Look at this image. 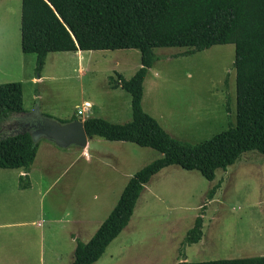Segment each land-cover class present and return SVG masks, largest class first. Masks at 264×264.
Listing matches in <instances>:
<instances>
[{"label":"rangeland","instance_id":"1","mask_svg":"<svg viewBox=\"0 0 264 264\" xmlns=\"http://www.w3.org/2000/svg\"><path fill=\"white\" fill-rule=\"evenodd\" d=\"M20 5L21 0H0V83H22L25 111L38 109L68 121L78 117L76 106L88 100L93 105L88 117L130 121V94L111 88L110 78L117 73L130 78L140 67L139 50L50 52L36 83L35 61L23 59L20 50ZM185 50L153 49L158 58L143 82L142 108L172 137L195 144L235 123V49L220 44L175 57ZM15 118L3 123L1 134L24 128L27 115ZM159 157L153 148L100 137L89 138L88 154L40 139L28 173L29 189H18L22 168L0 169V223H13L0 226V247L15 244L25 252L23 264H71L76 240L88 241L129 178ZM197 216L202 219L201 238L188 244L185 239ZM262 255L264 155L251 150L218 169L212 181L175 165L153 175L127 225L92 264H174L184 258L202 262Z\"/></svg>","mask_w":264,"mask_h":264},{"label":"trees","instance_id":"2","mask_svg":"<svg viewBox=\"0 0 264 264\" xmlns=\"http://www.w3.org/2000/svg\"><path fill=\"white\" fill-rule=\"evenodd\" d=\"M220 44H233L235 49V123L200 143L172 137L142 108L143 82L158 58L153 49L185 48L177 57ZM118 49L140 52V67L130 78L119 73L110 78L111 88L130 94L132 119L121 124L87 117L85 132L88 137L150 147L160 157L129 178L88 241L76 240L71 264H92L101 257L129 222L146 183L163 168L196 170L212 181L218 169H226L242 153L264 155V0H21L20 50L35 54L36 78L50 52ZM24 114L22 83H0V169L24 170L19 189L30 186L27 173L38 143L27 132L3 135L1 126ZM201 227L197 216L186 243L200 240ZM174 264H264V255L202 262L184 258Z\"/></svg>","mask_w":264,"mask_h":264},{"label":"water","instance_id":"3","mask_svg":"<svg viewBox=\"0 0 264 264\" xmlns=\"http://www.w3.org/2000/svg\"><path fill=\"white\" fill-rule=\"evenodd\" d=\"M26 115L24 128L17 133H29L34 144H37L43 138L62 149L70 147L86 148L89 137L80 118L60 121L41 114L38 109L26 112ZM33 117L35 121H32Z\"/></svg>","mask_w":264,"mask_h":264},{"label":"crops","instance_id":"4","mask_svg":"<svg viewBox=\"0 0 264 264\" xmlns=\"http://www.w3.org/2000/svg\"><path fill=\"white\" fill-rule=\"evenodd\" d=\"M19 14H20V12H19ZM76 53L82 54L83 52L82 51H77ZM29 56L31 57V61L34 62L35 58H36L35 54H24L23 53L22 57H23V59H27ZM40 78L34 77V78H32V80L36 81V83H37L40 80ZM88 151H89V139H88L87 146L85 148V154H86V152L88 154ZM29 171H30V169H29ZM29 171H28V173H29ZM29 182H30V186L28 188H26V189H29L31 187L30 178H29ZM18 183H19V179H18ZM18 189H19V187H18ZM26 189H20V190H26ZM12 224L13 223H0V226L12 225ZM2 252H3V254H1ZM24 256H25V252L23 250H22V252H20V249L18 250L17 247L15 246V244L12 246V244L9 243L8 246H5V249H2L0 247V264H23L21 259H23Z\"/></svg>","mask_w":264,"mask_h":264},{"label":"built area","instance_id":"5","mask_svg":"<svg viewBox=\"0 0 264 264\" xmlns=\"http://www.w3.org/2000/svg\"><path fill=\"white\" fill-rule=\"evenodd\" d=\"M92 106V103L88 100H84L80 103V105H77L76 115L78 116V118L84 121V119L88 117V113L91 110Z\"/></svg>","mask_w":264,"mask_h":264},{"label":"flooded vegetation","instance_id":"6","mask_svg":"<svg viewBox=\"0 0 264 264\" xmlns=\"http://www.w3.org/2000/svg\"><path fill=\"white\" fill-rule=\"evenodd\" d=\"M32 121H35V120H34V117H33Z\"/></svg>","mask_w":264,"mask_h":264}]
</instances>
